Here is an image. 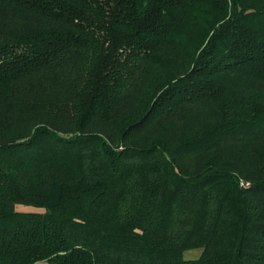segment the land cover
<instances>
[{
  "label": "trees",
  "instance_id": "1",
  "mask_svg": "<svg viewBox=\"0 0 264 264\" xmlns=\"http://www.w3.org/2000/svg\"><path fill=\"white\" fill-rule=\"evenodd\" d=\"M42 260L264 264V0H0V264Z\"/></svg>",
  "mask_w": 264,
  "mask_h": 264
},
{
  "label": "rangeland",
  "instance_id": "2",
  "mask_svg": "<svg viewBox=\"0 0 264 264\" xmlns=\"http://www.w3.org/2000/svg\"><path fill=\"white\" fill-rule=\"evenodd\" d=\"M17 209L18 210H22V211H30L33 210L34 208L32 206H26V205H17ZM201 252V248H195V249H189V250H185L183 252V257L184 258H196L199 256ZM36 264H50L45 260L39 261Z\"/></svg>",
  "mask_w": 264,
  "mask_h": 264
},
{
  "label": "built area",
  "instance_id": "3",
  "mask_svg": "<svg viewBox=\"0 0 264 264\" xmlns=\"http://www.w3.org/2000/svg\"><path fill=\"white\" fill-rule=\"evenodd\" d=\"M241 184H245V185H247L248 183H243V182H241Z\"/></svg>",
  "mask_w": 264,
  "mask_h": 264
}]
</instances>
